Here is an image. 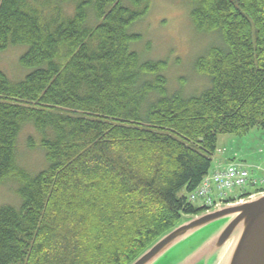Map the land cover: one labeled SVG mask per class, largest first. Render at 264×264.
<instances>
[{"label": "trees", "instance_id": "16d2710c", "mask_svg": "<svg viewBox=\"0 0 264 264\" xmlns=\"http://www.w3.org/2000/svg\"><path fill=\"white\" fill-rule=\"evenodd\" d=\"M126 2L0 0V51L25 46L32 71L0 72V184L20 200L0 207V264H129L205 211L188 195L212 175L218 136L264 130V0H190L195 32L220 44L195 59L208 86L188 97L167 93L165 61L130 50L150 3ZM26 123L46 162L35 176L16 162Z\"/></svg>", "mask_w": 264, "mask_h": 264}, {"label": "rangeland", "instance_id": "374dc122", "mask_svg": "<svg viewBox=\"0 0 264 264\" xmlns=\"http://www.w3.org/2000/svg\"><path fill=\"white\" fill-rule=\"evenodd\" d=\"M148 1L150 3L148 14L128 29L130 34L140 36L139 40L130 44V50L138 55L141 63L147 61L167 63L163 76L167 81L168 94L177 91H182L186 97L200 94L208 86V81L193 72V63L199 55L204 53L209 44H220L218 37L216 35L201 36L195 32L189 18L190 0ZM122 2L127 3L126 0ZM68 9L71 7L68 6ZM92 19L93 15L89 14L90 24ZM26 49L25 46H9L0 51V72L13 83L24 80L32 72L31 69L23 68L19 63ZM29 138L34 142L32 148L28 147ZM40 139V134L30 123H26L16 140L17 165L31 176H35L46 168L44 152L39 146ZM230 163L247 170L250 178L258 183L255 188L245 186L243 190L228 191L225 193L227 196L234 197L244 191L253 195L264 187V130L255 128L241 137L218 136L209 174ZM16 189V184L10 179L0 184V207L8 206L16 209L20 207ZM179 196L187 197V194L181 192ZM190 203L194 207H201L199 200ZM222 223H216L196 233L170 250L158 264H171L177 261L204 240L209 239Z\"/></svg>", "mask_w": 264, "mask_h": 264}, {"label": "water", "instance_id": "95a60500", "mask_svg": "<svg viewBox=\"0 0 264 264\" xmlns=\"http://www.w3.org/2000/svg\"><path fill=\"white\" fill-rule=\"evenodd\" d=\"M220 222L209 239L171 264H264V192L182 216L129 264H158L170 250Z\"/></svg>", "mask_w": 264, "mask_h": 264}, {"label": "built area", "instance_id": "2783aa9c", "mask_svg": "<svg viewBox=\"0 0 264 264\" xmlns=\"http://www.w3.org/2000/svg\"><path fill=\"white\" fill-rule=\"evenodd\" d=\"M258 182L249 180V173L233 163L218 169L210 177L204 179L195 192L188 195V201L199 200L204 210L223 204L228 191L243 190L245 186L255 187Z\"/></svg>", "mask_w": 264, "mask_h": 264}, {"label": "crops", "instance_id": "0c3cea01", "mask_svg": "<svg viewBox=\"0 0 264 264\" xmlns=\"http://www.w3.org/2000/svg\"><path fill=\"white\" fill-rule=\"evenodd\" d=\"M215 171H217V170H215ZM245 193H247V192H243L242 194L239 193L237 196H234V197L228 195L227 198L229 197L228 199H231V200H239V198H240L243 194H245ZM232 197H233V198H232Z\"/></svg>", "mask_w": 264, "mask_h": 264}]
</instances>
